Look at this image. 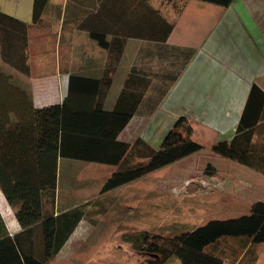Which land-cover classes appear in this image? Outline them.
I'll list each match as a JSON object with an SVG mask.
<instances>
[{
  "label": "crops",
  "instance_id": "1",
  "mask_svg": "<svg viewBox=\"0 0 264 264\" xmlns=\"http://www.w3.org/2000/svg\"><path fill=\"white\" fill-rule=\"evenodd\" d=\"M32 7L33 0H0V13L27 24L29 68L22 73L4 60L0 36V264H20V245L31 250L29 231L16 218L17 205L7 201L2 178L11 173L13 180L16 169L29 166L35 171L25 157L30 147L3 146L2 128L25 129L31 107L61 104L71 74L109 81L100 110L129 115L117 139L131 143L139 137L151 146L159 145L179 117L188 120L192 136L210 138V146L229 140L252 84L264 91V0H234L227 7L199 0H48L36 23ZM90 31L104 34L110 50L99 46ZM75 98L79 125L101 130L119 121L94 110L96 96ZM7 153L11 156H3ZM80 161L59 158L57 183H68L72 170L98 168L88 164L97 162ZM38 181L49 184L44 174ZM42 193L44 212L56 215L70 208L68 198L59 205L57 192L53 205L49 191ZM103 203L96 209L101 213L110 208ZM77 226L47 264H81L72 253L85 244Z\"/></svg>",
  "mask_w": 264,
  "mask_h": 264
},
{
  "label": "trees",
  "instance_id": "2",
  "mask_svg": "<svg viewBox=\"0 0 264 264\" xmlns=\"http://www.w3.org/2000/svg\"><path fill=\"white\" fill-rule=\"evenodd\" d=\"M48 0H33L32 22L39 21ZM220 7H227L234 0H199ZM172 25L166 26L167 32ZM27 24L0 13V36L2 54L5 61L22 73H28L27 63ZM96 43L105 48L111 47L104 34L89 32ZM166 34H164L165 38ZM15 50H14V49ZM14 52V54L12 53ZM109 81L84 78L75 74L69 76L68 94L61 104L42 108H32L29 124L25 129L17 125L2 128L3 146L12 143L28 146L31 152L25 154L30 168L16 169V177L4 176L1 189L9 204L16 206L15 215L24 229L29 232L31 250L26 252L19 246L20 264H47L53 258L82 218L79 207L71 208L54 215L42 209V196L49 191L53 205L57 188V162L59 158H68L88 162H97L114 167L104 179L99 193L109 192L129 182L135 181L150 172L164 167L176 160L198 152L203 145L192 138V127L185 117H179L164 133L157 148L142 138L131 143L117 139L129 115H117L100 110V96L105 92ZM85 93L96 96L95 111L103 117H116L119 121L111 128L91 130L79 125L75 119V97ZM89 98V97H88ZM6 122V121H4ZM5 124V123H3ZM28 136L21 137L22 132ZM211 151L221 158L236 162L264 176V91L252 84L235 134L229 140H218ZM3 156L10 157V153ZM20 156V154H19ZM27 158H24L26 160ZM45 163V168L41 164ZM207 172L214 170L209 164ZM45 176L49 184H41L38 179ZM46 181V180H45ZM6 182V183H5ZM223 237H242L252 244L264 242V201L251 204L249 213L234 218L211 219L193 230L173 235L139 232L136 236L123 235L124 241L146 255L145 264H165L172 256L179 264H223L214 254L212 247ZM4 264H11L4 262ZM14 264V263H12Z\"/></svg>",
  "mask_w": 264,
  "mask_h": 264
},
{
  "label": "rangeland",
  "instance_id": "3",
  "mask_svg": "<svg viewBox=\"0 0 264 264\" xmlns=\"http://www.w3.org/2000/svg\"><path fill=\"white\" fill-rule=\"evenodd\" d=\"M192 138L203 145L200 151L124 184L103 198L98 188L113 166L88 163L100 169L72 170L68 183L62 179L57 183L59 205L68 198L69 209L79 207L82 211L77 229L84 232L78 238L85 244L72 249L78 255L77 263L145 264L146 255L124 241L123 235L186 232L211 219L247 214L253 202L264 201L263 175L214 154L210 138ZM209 164L214 169L210 173L205 170ZM102 201L110 205L104 213L96 210L104 205ZM60 210L58 213L64 212ZM209 249L223 264H264V242L252 244L242 237H223ZM165 264H179V260L172 256Z\"/></svg>",
  "mask_w": 264,
  "mask_h": 264
}]
</instances>
